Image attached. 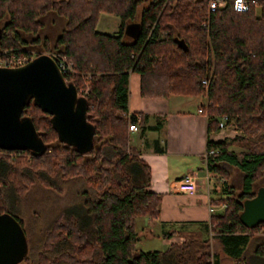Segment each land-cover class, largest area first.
<instances>
[{
	"label": "trees",
	"instance_id": "trees-1",
	"mask_svg": "<svg viewBox=\"0 0 264 264\" xmlns=\"http://www.w3.org/2000/svg\"><path fill=\"white\" fill-rule=\"evenodd\" d=\"M48 9L65 24L47 52L70 63L61 73L84 100L93 137L87 150H77L58 138L48 112L26 100L21 114L30 118L44 147L38 153L0 148V213L20 222L9 201H17L33 180L47 185V177L57 175L80 180L83 187L77 207L54 215L35 258L23 255L22 264H217L219 251L232 259L229 264H264V222L247 226L238 217L264 168V0H246L243 10L224 0L209 13L205 0H0V55L27 54L22 33H34L37 16ZM100 11L118 15L115 34L95 29ZM129 22L137 27L126 40ZM130 70L138 73L142 96L205 97L207 133L221 114L240 132L205 140V149L213 150L205 157L207 170L226 177L227 164L240 173L238 190L216 199L224 206L210 214L207 237H186L162 249L135 247L134 217H156L159 193L145 188L148 166L128 143V122L145 118L127 111ZM235 143L242 148H230ZM250 241L253 248L246 252Z\"/></svg>",
	"mask_w": 264,
	"mask_h": 264
},
{
	"label": "crops",
	"instance_id": "crops-1",
	"mask_svg": "<svg viewBox=\"0 0 264 264\" xmlns=\"http://www.w3.org/2000/svg\"><path fill=\"white\" fill-rule=\"evenodd\" d=\"M61 17L63 16H59L53 9L40 13L37 16L38 29L34 33H22L29 46L37 45L45 52L52 50L54 38L65 24V18ZM118 24V15L100 11L94 27L96 30L115 34ZM49 27L54 28L48 30ZM33 37L38 40L31 42ZM130 38L132 34L123 30V39ZM45 46L47 50H44ZM127 90V111H140L145 115L143 122L137 123L136 130H127L128 143L135 149L137 157L148 166L145 188L159 193L156 217L139 215L134 218L136 242L153 236L160 240L164 248L168 243L180 242L186 237H207L210 234V214L223 208L221 203H216V199L229 195L228 190H234V186L238 188L240 178L237 182L228 180L230 174L227 169L225 184L222 180L218 186L211 176L215 172L205 167V140L207 137L212 140L229 139L239 134V131L231 122H226L222 128L207 133L206 113L196 111L200 99L196 96L176 93L166 96L140 95L139 76L135 71H128ZM156 123H159V127ZM186 172L194 174L193 193L178 191L174 186V180ZM260 186L254 185L255 188ZM211 243L214 247L212 250L217 251L218 242L212 240ZM253 245V242H248L246 252H250ZM231 261L229 256L218 252L217 264H229Z\"/></svg>",
	"mask_w": 264,
	"mask_h": 264
},
{
	"label": "water",
	"instance_id": "water-1",
	"mask_svg": "<svg viewBox=\"0 0 264 264\" xmlns=\"http://www.w3.org/2000/svg\"><path fill=\"white\" fill-rule=\"evenodd\" d=\"M136 27V24L128 23L124 30L133 35ZM175 41L185 48L181 39L175 38ZM29 98L50 114L60 140L79 151L91 146L93 128L85 117L84 100L74 84L65 81L54 58L41 51L22 64L0 65V148H27L35 153L43 149L30 118L21 114ZM238 217L247 226L264 222V185L242 200ZM26 247L21 223L13 215L1 212L0 264H15Z\"/></svg>",
	"mask_w": 264,
	"mask_h": 264
},
{
	"label": "rangeland",
	"instance_id": "rangeland-1",
	"mask_svg": "<svg viewBox=\"0 0 264 264\" xmlns=\"http://www.w3.org/2000/svg\"><path fill=\"white\" fill-rule=\"evenodd\" d=\"M53 28L49 27L48 30ZM41 49L42 48H39L37 45L28 46L27 50L29 52L26 55L30 58L35 52H41ZM86 88V83H84L82 90H86ZM230 148L238 151L242 146L235 143L230 145ZM84 156H87V154ZM223 166L225 167V170L228 169L229 171L230 175L228 180L237 182L240 178L239 171L235 167L227 164H223ZM211 176L213 177V180L217 181L218 186L221 183V180H219L220 177L222 180H225V177L217 172ZM45 181L49 184L44 185L40 181L33 180L17 201H9V209L20 219L25 234L27 247L23 255H25L27 261H33L36 253L40 250L42 231L48 226L54 215L58 214L61 210L77 207V201L79 199L78 193L80 188L83 187L80 180L62 179L57 175H53L51 178L47 177V180ZM236 182H234V184H236ZM257 184H260L261 186L264 185V168L261 170L260 176L254 182V185ZM235 189L238 190L237 186H234V190ZM9 200H11V198H9ZM135 247L142 250L162 249L160 240L153 236L146 239L141 238L138 242H135ZM212 248L214 249L213 243H211V249ZM22 261L23 260L19 259L16 263L22 264Z\"/></svg>",
	"mask_w": 264,
	"mask_h": 264
},
{
	"label": "built area",
	"instance_id": "built-area-1",
	"mask_svg": "<svg viewBox=\"0 0 264 264\" xmlns=\"http://www.w3.org/2000/svg\"><path fill=\"white\" fill-rule=\"evenodd\" d=\"M206 3V11L207 13L213 12L216 9L222 7L224 5V0H205ZM231 7L234 10H243L246 8V0H231ZM29 59L25 53L23 54H8V55H0V65L4 66H14L19 65L24 62H26ZM55 60V59H54ZM59 70L67 71L71 69L70 63L67 62L62 56L56 55L55 60ZM202 85L205 87L207 84L206 78H202L201 80ZM207 103V100L205 97H200L199 104L196 107V111H201L206 113L205 105ZM139 117L136 116V119ZM217 128H222L226 123V116L224 114H221L217 117ZM137 124L136 122H128L127 124V130H136ZM212 149H205L203 152V157L205 160V157L211 153ZM222 181V178L220 179ZM174 186L178 191L186 192V193H193L195 191V179L194 174L191 172L183 173L182 175L178 176L174 180ZM221 207L224 206L223 203L220 204Z\"/></svg>",
	"mask_w": 264,
	"mask_h": 264
}]
</instances>
